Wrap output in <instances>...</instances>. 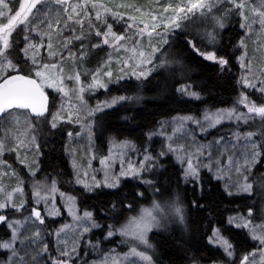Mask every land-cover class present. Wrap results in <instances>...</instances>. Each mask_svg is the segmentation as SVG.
<instances>
[{
    "label": "snow or ice",
    "instance_id": "snow-or-ice-1",
    "mask_svg": "<svg viewBox=\"0 0 264 264\" xmlns=\"http://www.w3.org/2000/svg\"><path fill=\"white\" fill-rule=\"evenodd\" d=\"M166 260L264 264V0H0V264Z\"/></svg>",
    "mask_w": 264,
    "mask_h": 264
},
{
    "label": "trees",
    "instance_id": "trees-1",
    "mask_svg": "<svg viewBox=\"0 0 264 264\" xmlns=\"http://www.w3.org/2000/svg\"><path fill=\"white\" fill-rule=\"evenodd\" d=\"M197 72L199 73L200 70H197ZM212 73H213V70H212V69H205V70L202 71V74H203V76H205V77H209V76H211ZM114 94H115V93H114ZM224 95L227 96V93H225ZM169 107H171V108H173V109H182V108L192 107V106H191V105H189V106H185V105H183V104H180L179 102H169ZM154 111H156V109H155L154 107H151V106H150V107H149V113L154 112ZM149 113H145L144 115H145L146 118L151 119L152 117L149 115ZM56 164H57L58 166H60V167H63V164H62V162H61L60 160H57V161H56ZM65 179L67 180L68 177H65ZM164 251H168V250L165 249ZM165 264H167V260L165 261Z\"/></svg>",
    "mask_w": 264,
    "mask_h": 264
},
{
    "label": "rangeland",
    "instance_id": "rangeland-1",
    "mask_svg": "<svg viewBox=\"0 0 264 264\" xmlns=\"http://www.w3.org/2000/svg\"><path fill=\"white\" fill-rule=\"evenodd\" d=\"M101 99H103V97H100ZM81 147H83V142H82V144H81Z\"/></svg>",
    "mask_w": 264,
    "mask_h": 264
}]
</instances>
